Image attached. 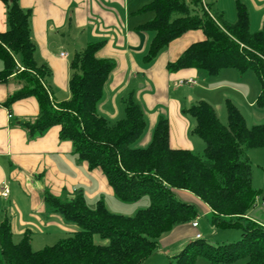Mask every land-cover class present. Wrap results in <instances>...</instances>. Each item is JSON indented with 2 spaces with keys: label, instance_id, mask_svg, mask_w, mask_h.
Wrapping results in <instances>:
<instances>
[{
  "label": "trees",
  "instance_id": "16d2710c",
  "mask_svg": "<svg viewBox=\"0 0 264 264\" xmlns=\"http://www.w3.org/2000/svg\"><path fill=\"white\" fill-rule=\"evenodd\" d=\"M8 28L0 31V57L4 68L0 82L15 73L22 83L5 105L27 96L37 99L39 111L32 121L22 123L29 134L60 127V137L69 139L88 169L99 168L113 193L123 202L147 195L149 205L133 215L110 211L103 200L94 207L82 193L61 199L49 193L44 200L53 211L78 226L73 235L52 245L33 250L26 232L14 242L8 218L0 222V264H141L159 247V238L174 227L193 222L198 216L186 192L209 209L208 220L215 228H237L240 239L213 244L196 238L173 256L171 264H197L198 256L210 264H264V226L246 217L255 206L260 190L252 185L250 148H264V123L248 126L239 108L226 100L227 123L216 109L198 100L183 111L194 119L191 133L204 141L201 152L172 148L169 125L160 117L146 147H135L146 127L144 111L129 92L121 98L124 115L111 123L97 112L103 86L114 61L96 56L103 41L87 43L74 53L68 82L70 97L55 101L46 87L50 74L46 64L35 59L30 35L31 10L19 0H2ZM207 7V8H206ZM202 0H152L139 11L153 18L140 26L154 32L145 60L152 61L173 40L190 31L203 37L190 43L182 54L167 64L169 71L193 67L207 76L232 68L243 76L253 71L259 83L256 104L264 107V19L257 31L250 29L247 6L236 0L235 22ZM23 69H20V68ZM99 235L106 243L94 241Z\"/></svg>",
  "mask_w": 264,
  "mask_h": 264
},
{
  "label": "crops",
  "instance_id": "0c3cea01",
  "mask_svg": "<svg viewBox=\"0 0 264 264\" xmlns=\"http://www.w3.org/2000/svg\"><path fill=\"white\" fill-rule=\"evenodd\" d=\"M150 1L19 0V3L31 10L30 35L35 44V59L50 69L45 84L55 101L70 97L71 50L75 53L79 45L84 47L89 42L103 41L96 56L114 61L115 66L103 86L97 112L109 121H117L123 113L121 98L133 92L146 117V129L135 147L148 146L159 118L165 117L169 125L170 147L201 152L204 141L191 133L194 119L183 109L198 100H206L213 105L206 93L211 90L204 85L198 86L199 82L209 83V78L193 67L169 71L167 64L177 59L190 43L201 39L203 34L201 31L186 32L162 49L152 61H146L144 56L154 32L142 30L140 26L154 14L139 10ZM240 1L248 8L251 31L259 30L264 19V0ZM205 2L229 22L236 21V0ZM7 28L6 5L0 0V31ZM82 30L87 31L83 33ZM80 32L84 34L81 37ZM66 46H71L68 52L59 51ZM62 52L66 55L62 56ZM224 70L219 73H223L224 80H227V76L233 74L222 72ZM237 75L239 80L243 77L239 73ZM12 79H16L14 74L6 82H0V222L8 218L12 237L22 238L28 232L32 242L36 232L57 234V230L63 228V215L46 205V193L60 197L64 191L71 193L80 189L79 193L85 196L90 207L103 200L108 209L104 195H115L101 169H88L75 153L72 141L60 137L59 126H52L42 133H28L22 123L37 116L38 102L34 96H27L5 105L8 97L21 87V82ZM139 81H143L141 87L133 88ZM184 84L191 86L185 89ZM254 102L252 99L249 104ZM234 104L240 109V103ZM217 114L221 119L220 113ZM4 186L9 189L7 196L1 194ZM180 195L186 200L196 201L206 213L209 212L194 196L186 192ZM88 199L94 202L89 203ZM251 213L250 209L246 217L264 226V220L253 217ZM197 227L192 222L177 225L164 233L158 244L166 246L195 236ZM174 252L176 250L172 251V257L176 254Z\"/></svg>",
  "mask_w": 264,
  "mask_h": 264
},
{
  "label": "rangeland",
  "instance_id": "374dc122",
  "mask_svg": "<svg viewBox=\"0 0 264 264\" xmlns=\"http://www.w3.org/2000/svg\"><path fill=\"white\" fill-rule=\"evenodd\" d=\"M188 2H190V0H188ZM86 31L87 30H82L83 33H86ZM83 35L84 34L80 32V37ZM56 45L57 44L54 45L55 48L57 47ZM78 47L79 50L83 46L79 45ZM70 48L71 46H66L64 48H59V51L62 50L64 52H68ZM71 51H73L71 53V57L73 58L74 50ZM72 58H70V61ZM0 62H1L0 69H2L4 67L3 66L4 62L1 57H0ZM20 69L23 68L21 67ZM222 72H231V74L233 75H228L227 80H224L223 73H218L216 76H208L209 83L205 82V84L204 83L202 84L199 82L198 84V86L204 85L206 88L211 90V91H207L206 93H208L207 95L212 100L216 112L220 113L221 122L227 123L226 100L229 99L232 101V103H236L237 105L238 103H240L239 110L242 112L246 124L248 126L264 123V107L263 108L259 107L256 104L257 96L259 94V83L255 73L253 71H248L239 80V78L237 77L238 71H236L235 69L229 68ZM14 76L16 79H12V80L16 82H20L16 77L15 73ZM231 79H233V81H231ZM46 80L48 81V77L46 78ZM142 83L143 81L137 82L136 84L133 85V88H140ZM182 86H184V88L186 89L189 88L191 85L184 84ZM184 95L187 96V93H184ZM252 99L255 100L254 104H249V102ZM120 105L123 110L122 113L123 116L124 106L122 101H120ZM110 122L114 123L111 120ZM195 138L198 137L195 135ZM137 140L133 143V146L136 145ZM247 155L251 164L252 185L253 187L260 190L259 195L256 199V204L254 207L251 208V212H252L251 214L253 217L255 218L257 217V219L261 217L260 219L264 220V205L261 203L262 200L264 199V148L263 147L250 148L247 151ZM79 192H81L80 189L76 191H72L71 193L64 191L62 192L60 198L65 200L73 197ZM104 199L106 200L108 207L111 211L124 215H133L136 213L138 209L146 208L149 205V198L147 195H144L140 199L133 202H123L117 199L116 197H112L108 195H104ZM88 202L93 203L94 201L88 199ZM191 202L194 203L196 210L198 212V216L195 218V220L199 222V226L197 227L196 231L200 233L201 235L200 239H203L204 241L213 244H218L222 242H232L240 239L242 234V231L240 229L215 228L210 224L208 220V213H206L203 210V208L199 205V203H197L196 201H191ZM62 223H63V228L61 230L58 229L57 232L59 233L57 234H50V233L42 234L36 232V235L34 234L31 242L32 249L37 250L46 245H52L62 238L73 235L74 232L78 229L77 225H75L71 221L66 220L65 218L63 219ZM38 225L41 226L40 223H38ZM34 227L35 226H32L33 229H35ZM192 239H195V236H189L188 238L178 240L170 245H166V246L159 245L156 251L148 258H146L141 264H171L174 260L172 257V251L176 250V252L174 253H177ZM20 240H21L20 236L13 238L14 242H19ZM94 241L97 243L108 242L107 240L101 239L99 235H94ZM196 262L197 264H210L208 259L203 256H198L196 258ZM233 264H242V261L239 260Z\"/></svg>",
  "mask_w": 264,
  "mask_h": 264
},
{
  "label": "built area",
  "instance_id": "2783aa9c",
  "mask_svg": "<svg viewBox=\"0 0 264 264\" xmlns=\"http://www.w3.org/2000/svg\"><path fill=\"white\" fill-rule=\"evenodd\" d=\"M202 1H203V4H204L205 7H206V2H205V0H202ZM206 8H207V7H206ZM61 55H62V56H65L66 54H65L64 52H62ZM8 192H9V189L7 188V186H4V187L2 188V190H1V194H2L3 196H7V195H8ZM263 203H264V201H263ZM192 225H193L194 227H197V226H198V221H197V220H194V221L192 222ZM195 236H196V238H201V235H200L199 232H198Z\"/></svg>",
  "mask_w": 264,
  "mask_h": 264
}]
</instances>
